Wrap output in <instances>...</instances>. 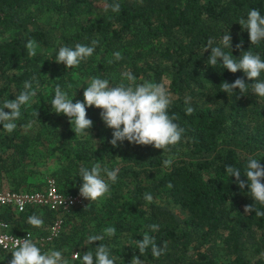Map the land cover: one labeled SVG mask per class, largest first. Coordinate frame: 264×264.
Instances as JSON below:
<instances>
[{
	"label": "trees",
	"instance_id": "obj_1",
	"mask_svg": "<svg viewBox=\"0 0 264 264\" xmlns=\"http://www.w3.org/2000/svg\"><path fill=\"white\" fill-rule=\"evenodd\" d=\"M113 3L121 5L120 12L105 10ZM253 8L264 15V0H0V104L15 98L33 77L39 85L33 82L36 95L22 106L17 129L8 134L0 125V188L41 190L51 176L60 192L75 193L81 166L119 169L110 196L98 202L83 198L68 209L29 204L21 210L0 204L6 230L31 231L43 252L59 250L68 264H79L69 256L72 251L82 256L99 243L110 249L115 264H132L134 255L143 264H264V218L244 212L254 203L247 186L240 189L225 172L226 165L240 168V179L246 180L248 157L264 165V98L251 92L255 81L242 71L207 65L211 50H204L210 38L218 46L229 33L233 47L225 52L239 57L250 50L264 59V41L250 44L238 23ZM29 40L36 44L34 56L26 48ZM93 40L98 41L93 55L78 67L55 62L59 47L91 46ZM117 51L123 59L114 58ZM124 72H131L136 83L167 88L169 111L185 129L170 151L128 141L114 147L112 130L94 107L87 109L93 121L89 135L75 136L68 118L51 109L57 84L73 102L82 101L93 77L118 85L122 79L127 83ZM236 78L248 83L247 94L220 91L221 82ZM187 107L195 111L188 115ZM167 158L173 163L166 168ZM31 215L41 217L43 226H31ZM57 217L58 232L40 244L38 237ZM150 224L159 230L149 231ZM109 226L115 227L114 236L87 244L89 235ZM146 232L157 246L167 243L158 259L150 248L141 256L135 248L133 241ZM10 260L11 251L0 249V264Z\"/></svg>",
	"mask_w": 264,
	"mask_h": 264
},
{
	"label": "clouds",
	"instance_id": "obj_2",
	"mask_svg": "<svg viewBox=\"0 0 264 264\" xmlns=\"http://www.w3.org/2000/svg\"><path fill=\"white\" fill-rule=\"evenodd\" d=\"M120 12L119 3L108 4L105 10ZM242 29L247 30L250 44L256 45L264 41V15H261L258 9H250L246 18L241 17L238 21ZM232 37L229 33L223 34L218 46H213V40L210 38L204 50L210 49L208 64L213 68L216 65H222L231 73L242 71L245 76L255 83L252 84L251 92L258 97L264 98V81L260 80L264 73V59L259 54L252 51H242V55L235 57L232 52H225L224 49H232ZM98 41L93 40L91 46L77 43L74 47H59L55 62L62 63L65 68L71 69L78 67L82 61L87 60L94 53ZM243 41L235 45L236 49L242 47ZM26 48L30 56L36 55V44L29 40ZM116 60L123 59L119 51L113 53ZM219 58V62H218ZM110 64L112 60L108 61ZM124 79L118 85H111L109 80L93 77L86 88H83V100L73 102L68 93L64 91L59 84L55 86L54 96L51 99V109L56 114H63L68 118L72 131L76 135L88 134L87 131L93 125V121L88 118L87 109L94 107L100 109L99 115L104 125L112 130L109 143L114 147L118 142L128 141L136 145H151L155 149L170 151L171 147L177 145L182 138L185 129L176 121L179 117L175 113H170L171 99L167 88L163 84L144 82L136 83V77L131 72L121 74ZM38 81L33 77L31 81H25L23 91L15 98L6 99L0 104V125L8 133H13L18 125L17 121L21 118L22 106H29L33 97L36 95V88L33 82ZM70 87V86H69ZM238 90L241 95L247 94L248 83L243 78H236L229 83L223 81L220 84V91L228 94H235ZM240 96V95H239ZM73 97V96H72ZM8 109L9 111H4ZM195 109L187 107L186 114L191 115ZM37 116V111L35 113ZM27 127H30L28 125ZM260 159L248 157L243 174L246 180H241V169L232 165L225 166V172L228 177H235V183L240 189L247 186L248 195L252 198L253 204L245 205L244 212H255L257 218H264V210L255 207V204L264 206V165ZM173 163L172 158L163 161L167 168ZM119 169H109L100 164H93L91 168L81 166L78 177L82 183L79 185V194L87 199L89 203L98 202L107 196H110V182L115 183L118 178ZM171 188V183L168 184ZM144 199L151 203L153 197L151 194H145ZM87 206V205H86ZM28 223L33 227H42L43 219L37 215L28 217ZM149 231L159 230L158 224L147 226ZM116 233L115 227L109 226L102 230V234H92L87 237V244L91 245L95 241H102L105 236L112 237ZM135 248L139 250L140 256L145 254L150 248L154 258H159L164 254L167 243L163 247L157 246L155 237L147 232L142 239L133 241ZM72 259L79 261V264H115L114 258L110 254V249L102 243L95 247V251H86L81 256L79 252L72 253ZM9 264H68L62 252L51 250L43 252L31 238L18 239L11 250V260ZM132 264H143V261L137 256L132 257Z\"/></svg>",
	"mask_w": 264,
	"mask_h": 264
},
{
	"label": "built area",
	"instance_id": "obj_3",
	"mask_svg": "<svg viewBox=\"0 0 264 264\" xmlns=\"http://www.w3.org/2000/svg\"><path fill=\"white\" fill-rule=\"evenodd\" d=\"M83 198L79 194V189L75 193L64 194L60 192L54 181V178L48 176L41 190H12L0 188V204H11L17 210L23 209L29 204L45 205L51 209H68L74 204L79 203ZM61 220L55 218L49 226L48 233L38 237L40 244L48 242L59 230ZM7 223L0 219V249L11 251L18 239L32 238L29 231L21 234H13L6 230ZM72 251L69 256L72 258Z\"/></svg>",
	"mask_w": 264,
	"mask_h": 264
},
{
	"label": "crops",
	"instance_id": "obj_4",
	"mask_svg": "<svg viewBox=\"0 0 264 264\" xmlns=\"http://www.w3.org/2000/svg\"><path fill=\"white\" fill-rule=\"evenodd\" d=\"M29 231V230H28ZM31 233V231H29ZM32 234V233H31Z\"/></svg>",
	"mask_w": 264,
	"mask_h": 264
}]
</instances>
